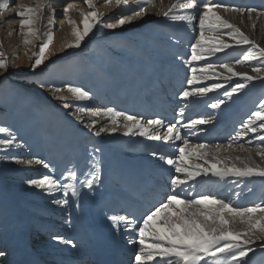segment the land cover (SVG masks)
Instances as JSON below:
<instances>
[{"label":"snow or ice","instance_id":"snow-or-ice-1","mask_svg":"<svg viewBox=\"0 0 264 264\" xmlns=\"http://www.w3.org/2000/svg\"><path fill=\"white\" fill-rule=\"evenodd\" d=\"M111 6L129 9V0H106ZM90 11L77 9L82 16L79 27L77 23L66 17L68 23L72 25L71 34L74 40L70 43H64L57 51L67 48H79L85 37L93 31L97 26L107 29H116L117 27L130 25L138 18L148 14L147 6L155 7L153 0H132V4L139 10H131V15L121 14L115 23H103V13L94 9L93 0H85ZM7 7L6 0H0V9ZM73 4H68L64 9L65 14L75 8ZM202 7V10H201ZM20 10L16 13L21 19L19 28L23 34L24 45L33 43L30 37L37 35V29L34 27L36 22L43 18L44 10L50 9L52 15L49 16L47 23L55 24L56 9L52 7L51 0H43L36 6L19 5ZM178 10H183V14H177ZM224 12L231 11L239 13L243 17L247 14L250 21L253 20V14H257L255 8H238L229 7L220 0H174L167 9L163 6L160 9V15L171 21L187 22V25L196 30L194 22L198 16V37H195L194 43L190 44V57L182 59V63L190 67V76L186 77L189 87L180 91L179 97L187 100L190 97H204L207 93L222 89L223 85L212 82L209 86H198L202 81L209 79V73L216 77H222L227 81H231L233 77H240L243 82H237L234 86L230 85V90L223 91L224 98H231L234 94L246 88L248 82L261 80L264 83V77L260 75L264 70L262 67H254L255 75L247 72H239L235 70V65L255 61L257 64L264 65V47L260 46L256 41L251 40L236 23H231L223 15ZM261 14H257V18ZM243 23V19H241ZM255 28V21H253ZM27 28V31H25ZM11 34V33H9ZM46 40H42L39 44L38 52H33L29 59L33 62L30 67L35 71L38 66L44 65L45 60L55 55L49 52L48 48L51 44L54 34L52 32L45 33ZM228 36L233 43L227 42L222 37ZM247 45V51L240 59L235 60V64L222 63L219 67L225 71H216L217 65L209 62L210 57H217V53H225L226 50L235 46ZM2 48V45H0ZM218 58V57H217ZM195 62H203L202 67H192ZM9 70V62L4 52L0 50V77H3ZM199 73V74H198ZM47 83V81H42ZM66 90L70 93L75 101H86L90 99L91 93L83 87L73 86L66 83L64 89L53 87V93ZM64 102L65 108L69 107L67 103L68 97L60 95L57 97ZM225 104V99L217 98L213 103L208 105L211 109H219ZM89 114V121L85 123V113ZM184 110L181 109V117ZM81 123H85V127L91 129L96 127L98 121L92 117H107L110 120V126L100 127L93 134L99 136L101 132L115 133L118 130L120 121H123L124 135L136 134L148 137L153 141H163L172 143L181 141L176 148L179 155L173 158L172 155L163 153L158 154L153 151L151 155L158 157L166 165L174 166V173L170 177L171 192L166 195V199L158 203L152 209L147 210L145 214L137 219L129 218L128 215H109L107 219L116 231L134 232L138 240L129 239V244L138 243V250L134 253V264H209V260L216 261V264H247V258L250 253L254 252L253 245L259 243L261 250H264V201L251 206L241 207L234 206L231 200L220 199L212 194H196L193 198L191 195L187 199L183 198V186L194 182L198 176L208 175L211 173L215 177L221 179L227 177L236 178H264V165L256 163L250 149L244 147L243 144H237L236 151L246 152V156L232 155L233 145L240 138L247 137L249 133L257 134L259 137V145L256 155L264 160V99H261L255 110L251 111L246 120L242 121L235 132V135L229 137L227 145L217 143L209 145L207 143L192 144L189 139L182 136L181 127L177 123H165L163 119L155 118L143 120L138 115H131L124 111H117L113 107H105L103 109H86L77 106L71 112ZM211 119H191L183 124V128L191 132L197 126L211 124ZM166 129V131H161ZM0 133H8L10 138L0 139V146L6 149L16 142L17 137L11 133L8 127H0ZM252 143V141H248ZM98 152L99 149H94ZM8 155V153H6ZM17 163L26 165H40L44 169L49 170L39 178L28 179L26 182L30 186L38 189H46L48 193L61 192L64 197L77 198V206L80 192L77 184L86 187L90 191L95 185L101 183L100 163L94 158L86 161V170L80 171L77 166L72 165L66 168L60 176L54 174V169L50 162L44 159H17L12 156ZM195 158L197 162H190ZM65 180L67 182H65ZM179 189V191H178ZM58 205H69V199H60L54 201ZM159 218V221H157ZM163 229V230H162ZM52 239L75 247L72 239H66L60 234H55ZM5 252L0 251V257H4ZM223 259H219V258Z\"/></svg>","mask_w":264,"mask_h":264},{"label":"bare ground","instance_id":"bare-ground-1","mask_svg":"<svg viewBox=\"0 0 264 264\" xmlns=\"http://www.w3.org/2000/svg\"><path fill=\"white\" fill-rule=\"evenodd\" d=\"M10 1L11 5L9 4ZM36 1L38 3L43 2V0H32L31 2L19 1V4L34 7L36 6ZM60 1L61 0H58V2ZM13 2V0H6L7 6L9 7H13ZM67 2V5L73 4L76 7L70 9L66 14L64 11H62V13L61 9L55 8L56 14H61L59 16L60 19L58 24L60 29L56 32H52L47 29L48 27H45L48 24V16L47 18H43V23L38 20L34 25V27L37 29V35L34 38L46 37L45 33L52 32L54 33L55 43L63 44L65 42L68 43L71 41V39L73 38L71 34L72 25L68 23L66 17H71V19L74 20L77 25L82 28L83 25L80 23L82 20V16L77 9H83L86 12L93 9H90L88 7V5L85 3V0H67ZM173 2L174 0H153L155 7L153 8L151 5L147 6L148 14L146 16L138 18L130 25L120 26L115 29V31H120L119 36L123 37L124 40L134 32H143L144 34H146L145 38L141 39V37L139 36L141 40H132L133 44H130V46L132 47L131 50H134L136 52V57L127 53L114 52L111 50L110 59H112V64L110 68H108L107 65L97 62H94L93 66L89 65V68L74 64L66 68V70L63 72V74L65 75V83H71L73 86L83 87L85 90L90 91V99L86 101H75L74 97L66 90L53 93L52 95L55 97L54 100L57 102L59 108L58 114L47 113L45 115V118L42 117L41 119H38L36 121V124H25L26 126L24 125L23 127H21L18 131V134H15L17 140L14 143L13 148L6 149V151L16 156L17 159L34 160L36 158H41L46 162H50L51 165L55 163V166L52 167L56 175L60 176V174L64 171V157L66 155H69V158H80L81 161H79L78 167L82 170L86 167V161L90 160L88 156H93V153L95 152L94 149H98L101 144H103V146L99 155L103 153L107 158L115 161V159L117 158L125 159L127 157L126 154H130L126 151L130 149L127 145H125L127 144V142L139 140V137L141 139H149L148 137L140 136L138 133L124 135L122 120L118 125L117 132H101L99 136H96L93 133L98 131L100 127H104L106 125L110 126V120L107 117H92L97 119L98 123L96 127L89 129L85 127V123L89 121V114L87 112L84 116L85 123H81L76 117L71 115V112L77 106L85 107L86 109L105 108L102 105H99V103L104 105L105 101L108 99L103 95L102 88H117L120 84L119 78L121 77L119 72L123 73L124 76L130 79L131 70H137L139 72L144 71V75L147 76L149 80L151 78L155 80L150 70L152 62L150 59H148L147 55L143 52L142 49L148 50L149 53L154 54L155 57L164 60L166 63L177 65V67L185 65L182 63L181 59H177V57L175 58L174 56H169V48L172 45L176 46L178 44L180 48L182 47L184 52H188L190 49L189 41H186V43L179 42L177 39H175L173 32L175 33V30L177 28L182 29V27H184L187 30L191 28L181 26L180 21H171L170 19L165 18L159 14L162 6L167 9L168 6H170ZM93 4L96 11L104 14L103 20L106 19L107 21H110L111 19L113 20L114 18L118 19L121 14L131 15V10L133 9L139 10L135 7L134 4H132V0H129L130 7L128 10L123 7L116 6L114 3L110 6L106 2V0H93ZM13 8H10L9 10L0 9V42L4 41L6 43V41L10 40L9 37L5 34L11 32L13 33L12 38L14 40H17L15 41V44L17 43V45H19V43H23L24 36L23 34H21L19 28V21L21 18H14L17 12L12 11ZM44 12L46 13V11ZM177 14H183V10H178ZM257 14L261 15H259V17L257 18ZM257 14H253V20L250 21L246 13L242 17L239 13H233L231 11L224 12L223 10H221V15H223L231 23H236L241 28V30L249 36L251 40L256 41L260 46L264 47V11L257 10ZM51 15L52 13H50V16ZM241 19H243V23H241ZM163 20H165V27L162 28L159 25H156L157 22H161ZM253 21H255V28L253 27ZM14 31L16 33H14ZM25 31H27V28H25ZM160 36L163 38V42ZM166 36L172 37V39L167 40ZM150 38L153 39H151V42L148 45L144 42V40ZM222 38L229 43H233L232 39L228 36H224ZM30 39L33 38L30 37ZM160 43H162V46L159 48L157 44ZM161 53H165L166 56L159 57ZM13 63L14 61L11 62V65H13ZM235 70L239 72H247L250 75H255L252 65L249 62L235 65ZM216 71H225V75H227L226 70H222L219 65H217ZM260 75L264 76L263 70L261 71ZM60 77H62V74ZM58 79L60 80V78ZM207 81L217 82L222 85L230 82L223 79L222 77L213 76L211 73H209V79ZM137 87L140 89V91L142 90V85L140 82L137 84ZM187 87L189 86L187 85ZM49 89L50 88H45V95L49 94ZM240 92L234 94L231 97L234 103L238 101L237 98L240 95ZM259 92L261 93V91ZM60 95L68 97V108H65L63 106L64 103L57 99V97ZM213 98L216 99L217 97L213 96ZM195 99V97H190L186 101L192 102ZM98 101L100 102L98 103ZM192 104L193 103H190L189 106H191ZM204 108L206 110L213 111V113L216 112V109H211L210 107L208 108L205 105ZM195 109L201 110L200 106L198 105L195 107ZM219 112L220 108L218 109V113ZM55 135H60L61 154L58 158L52 156V148L55 146ZM236 147L237 146H233V149L231 151L232 155H247L246 152L236 151ZM244 147L250 149L249 146L244 145ZM250 151L252 152L253 159L256 161V163L264 165V160H261V158L256 155V149H250ZM129 157L140 162L145 161V159L140 156L132 155ZM10 161H12V159ZM13 161L14 163L12 167H9L12 164H8V167L12 168L9 170L10 175L12 176V173H14L15 180L19 179L24 185L20 186L19 189L17 186H13L12 189H7L0 179V251L5 252V256L0 257V264H14L15 259L19 258L21 255V249H19L17 253L12 252V247L14 245L12 242V236H14L15 238V243L17 238L18 245L23 246L25 242L30 241L31 237L34 238V235H36L37 242L35 243V246L40 251H48L53 248L62 249L66 247V244L57 242L52 238H38L39 233H43V231L40 228L38 221L33 219L31 212H36L41 214L42 216L49 218L53 211H59L62 206L56 204L54 201L71 197L70 193L68 197H64L61 192L50 194L46 189L42 190L28 185L26 182L28 179L39 178L49 170L44 169L40 165L33 164L29 166L26 164L17 163L14 159ZM190 162L197 161H195V158H193V160ZM110 163H112V161H110ZM209 176H212V174L209 173L206 176L202 174L201 176H198L196 180L199 179L201 182L207 183V185L218 183L219 181L222 186H215L217 198L231 200L234 206L247 207L264 201V186H262L259 190L254 187L253 189H251L252 186L244 187L238 185L241 178L236 179V177H227L220 181V178L217 177L212 179V181H209L207 180L210 178ZM229 178L232 179L229 180ZM211 188L213 189V186H211ZM204 189L207 191L209 190V187L204 186ZM16 203H20L21 205L26 207L25 210H22ZM58 219L59 218L53 219L51 216L49 220H46L45 222H47L49 225L55 226L56 230H60L61 223L58 221ZM157 221H159V218H157ZM56 230H54L53 233H55ZM211 264H216V262L212 260Z\"/></svg>","mask_w":264,"mask_h":264},{"label":"rangeland","instance_id":"rangeland-1","mask_svg":"<svg viewBox=\"0 0 264 264\" xmlns=\"http://www.w3.org/2000/svg\"><path fill=\"white\" fill-rule=\"evenodd\" d=\"M13 1H14L13 2L14 5L13 4L12 5L13 7L16 6L15 8L7 6L4 9L9 10L10 8H13L12 11L18 12L20 10L19 8L20 2H29V1L31 2L32 0H13ZM37 3L38 2L36 1L35 5ZM51 3H52V7L59 8L61 9L62 12L66 8L68 2L67 0H61L60 2H58V0H51ZM9 4L11 5V1ZM44 11H46V13L44 12L43 18H47L48 16H50L51 10L45 9ZM60 15L61 14L58 15L56 14L54 25L47 24L45 26L48 27L47 29H49V31L56 32L57 30L60 29V27L58 26ZM14 18L20 19V17H18L16 14ZM43 18L40 19L41 23H43ZM116 20L117 19L115 18L113 20L111 19L110 21H107L105 19L103 20V23L105 24L115 23ZM9 33L11 32L6 33L5 35L8 36L10 40L6 41V43L4 41L0 42V45H2V48H0V50L4 52L9 62L8 72L3 77H0V127H8L11 133L14 135L16 133L18 134V131L20 130L23 123L24 125L25 124L33 125L36 124V121L38 119H41L42 117L45 118V115L47 113L58 114L59 108L57 102L54 100L55 97L52 95L53 94L52 89L53 87L64 88L65 86L64 84L66 83L64 81L65 75L63 74V72L66 70V68L72 66L73 64L89 68L90 66L94 65V62L104 64L109 67L112 61V59H110L111 50L114 52L128 53L130 55L133 54L132 52H135L134 50L133 51L131 50L132 47L129 45V41L126 39L124 40L123 37L119 36L120 33L119 30L115 31V29H107L104 27L97 26L96 28L93 29L92 32L88 34V36L85 37L84 41H82L81 46L79 48L73 47V48L64 49L62 51H57V49H60L64 43L63 44L55 43V38H53L51 44L49 45L48 51L54 52L55 55L49 56L45 60L44 65L38 66V68L35 71H33L30 67L33 61L29 59V56L33 52H38L40 42L42 40H46V37H41V38L32 37L33 38L32 44L24 45V43L21 42L19 43V45H17V43L15 44V41L17 40L16 39L14 40L12 38L13 33L11 34ZM14 33L16 32L14 31ZM139 36L141 37V39H143L144 33L143 32L132 33V39L134 40H139L140 39ZM134 37L137 38L135 39ZM160 38L163 42V38L161 36ZM151 39L153 38L144 40V42L149 45ZM73 40L74 37L71 39L70 42H72ZM157 45L160 48L162 46V43ZM218 55L221 54H217V56ZM165 56H166L165 53H161L159 57H165ZM12 61H14L13 65H11ZM249 63L252 65V68L260 66L262 67V69H264V65L257 64V62L255 61ZM216 65H220V64H216ZM61 74L62 77H60ZM58 78H60V80ZM129 80L133 81L131 85L138 84L133 77H131ZM42 81H47V83H43V86H41ZM242 82L243 80L240 83ZM263 84L264 83H262L263 87L260 88L262 90L259 89V91H261V94H264ZM254 85H255L254 81L248 82L246 88L244 90L242 89V91L239 94H242L248 89H252ZM45 88H50L48 95H45L44 92ZM67 103L69 104V102ZM255 135L257 134L249 133L247 137L248 139L250 137L249 141L252 139L251 140L252 142H256V145L255 143L249 144L251 145L250 149L252 150L255 149L257 150V147L260 146L259 137L258 135L257 136ZM260 135H264V132L260 133ZM8 136H9L8 133H0V139L10 138ZM255 138H257V140ZM13 145L11 146V148H13ZM6 153H8L6 151V148L0 146V179H2L1 182L3 181L2 183L5 184L7 189H12L13 186L14 187L17 186L19 189L20 186L24 184L18 178H17L18 180H15L14 173H12V176L10 175L9 170L12 168L9 167H12L14 163L13 159L11 158L13 154L8 153V155H6ZM11 159L12 161H10ZM8 164L9 165L12 164V165L8 167ZM255 178L257 181H261V182L264 180V178H260V177L247 178V180L255 179ZM252 247L254 248V252L249 254L247 260H249V258H251L252 255H255L256 257H261L263 254L264 256V251L261 250L259 243L253 245Z\"/></svg>","mask_w":264,"mask_h":264}]
</instances>
